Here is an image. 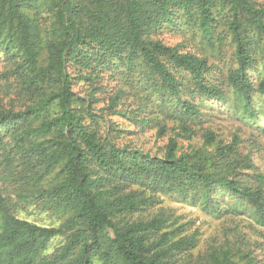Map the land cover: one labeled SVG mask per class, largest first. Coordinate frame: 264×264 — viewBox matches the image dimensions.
<instances>
[{
	"label": "trees",
	"instance_id": "obj_1",
	"mask_svg": "<svg viewBox=\"0 0 264 264\" xmlns=\"http://www.w3.org/2000/svg\"><path fill=\"white\" fill-rule=\"evenodd\" d=\"M181 20L198 27L212 50L225 39L216 35L226 23L236 60L228 86L236 109L256 119L264 104V6L250 0H0V57L31 101L24 109L0 110V142L10 138L28 179L40 182L55 172L52 184L27 190L20 200L32 195L66 215L58 226L21 218L17 202L0 190V264H177L178 254L197 246V231L185 233L187 224L164 230L161 217L128 218L153 204L157 192L197 195L210 205L220 188L264 225V172L249 181L241 176L228 161L235 142L219 145L213 162L178 151V138L190 135L189 121L201 115L196 94L226 99L208 76L210 58L158 37L181 28ZM81 80L85 94L74 88ZM103 80L114 87L105 92ZM104 111L143 131L165 115L182 132L169 138L162 155L152 154L119 142L125 130L104 128ZM204 139L209 146L216 141L213 132ZM208 264L264 259L236 258L227 249L212 252Z\"/></svg>",
	"mask_w": 264,
	"mask_h": 264
},
{
	"label": "rangeland",
	"instance_id": "obj_2",
	"mask_svg": "<svg viewBox=\"0 0 264 264\" xmlns=\"http://www.w3.org/2000/svg\"><path fill=\"white\" fill-rule=\"evenodd\" d=\"M250 1L257 6H264V0ZM180 24L181 28L162 30L158 37L166 44H181L184 50L210 58L213 69L208 76L225 89L226 99L220 101L196 94L194 99L201 110V115L198 119L189 121L190 135L184 136L178 127L179 121L165 115H159L160 119L143 131L141 127L130 123L122 116L109 115L104 111L106 115L103 126L106 129L116 127L125 130L119 139L122 144H135L152 154L161 155L169 138L180 131L183 136L178 138V151L198 152L211 158L210 162L217 160L215 154L219 145L235 142L236 150L229 156L228 161L232 162L240 170L241 176L249 181L255 171L264 172V104H258V115L253 121H248L247 114L236 109L235 99L227 82L228 73L236 67V60L231 34L225 22H220L216 35L225 39L220 41L215 50L207 45L198 27L183 20ZM260 56L264 54L261 53ZM9 67L1 55L0 110L24 109L31 101L23 91L21 92L20 83L15 76L7 75ZM103 83L106 85L105 92L114 87L112 82L107 83L103 80ZM74 88L83 94L89 90L83 80L74 84ZM163 125H167L168 129L165 135L159 136L158 132ZM208 132H213L216 139L211 146L205 144L204 138ZM35 138L39 139V136L36 135ZM8 141L10 142V138L4 139V143L0 142V190L5 196L17 202L14 209L17 216L42 225L58 226L66 217L62 211L42 207L39 200L32 195L26 201L20 200L22 194L30 195L31 191L27 190L52 184L56 179L55 172L40 182L35 181L32 176L28 179L21 154L17 149L12 150V144ZM136 187L137 185H133V188ZM212 196L214 202L208 205L197 195L183 199L176 193L157 192L153 196V204L128 215V218L161 217L166 220L167 227L164 230L187 224L185 233L197 231L199 234L197 246L178 254L175 257L177 264H208L212 252L219 253L227 249L231 250L236 258L244 253H251L256 254L259 259H264V225L259 223L251 207L220 188H216Z\"/></svg>",
	"mask_w": 264,
	"mask_h": 264
}]
</instances>
